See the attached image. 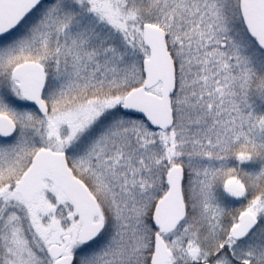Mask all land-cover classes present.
Here are the masks:
<instances>
[{
    "label": "snow or ice",
    "instance_id": "6c2138e0",
    "mask_svg": "<svg viewBox=\"0 0 264 264\" xmlns=\"http://www.w3.org/2000/svg\"><path fill=\"white\" fill-rule=\"evenodd\" d=\"M0 264H264V0H0Z\"/></svg>",
    "mask_w": 264,
    "mask_h": 264
}]
</instances>
